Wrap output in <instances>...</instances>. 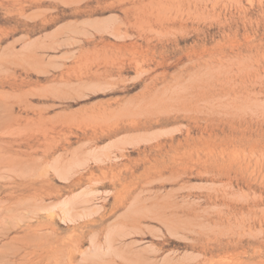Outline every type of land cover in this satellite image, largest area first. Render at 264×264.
<instances>
[{
    "label": "rangeland",
    "instance_id": "obj_1",
    "mask_svg": "<svg viewBox=\"0 0 264 264\" xmlns=\"http://www.w3.org/2000/svg\"><path fill=\"white\" fill-rule=\"evenodd\" d=\"M0 264H264V0H0Z\"/></svg>",
    "mask_w": 264,
    "mask_h": 264
},
{
    "label": "bare ground",
    "instance_id": "obj_2",
    "mask_svg": "<svg viewBox=\"0 0 264 264\" xmlns=\"http://www.w3.org/2000/svg\"><path fill=\"white\" fill-rule=\"evenodd\" d=\"M122 141H123V140H122ZM113 143H114V142H113ZM119 143H120V141H119ZM123 143H124V142H123ZM122 145H123V144H122ZM122 145H121V146H122ZM124 145H125V144H124ZM124 145H123V146H124ZM123 146H122V147H123ZM128 146H129V145H128ZM130 146H131V145H130ZM109 147L111 148V146H109ZM116 150H118V149L116 148ZM98 151H99V150H98ZM99 152H100V151H99ZM93 153H94V152H93ZM95 154H96V153H95ZM97 155H98V154H97ZM100 155H101V154H100ZM85 156H86V155H85ZM87 156H88V155H87ZM89 156H90V155H89ZM93 156H94V154H93ZM98 160H99V159H98ZM77 198H79V197H77ZM65 204H66V203H65ZM67 207H68V206H67ZM70 208H71V207H70ZM71 212H72V211H71ZM107 247H108V246H107ZM107 250H108V249H107Z\"/></svg>",
    "mask_w": 264,
    "mask_h": 264
}]
</instances>
